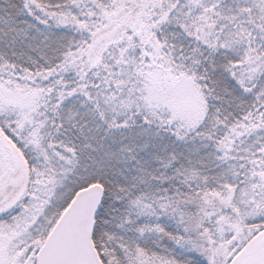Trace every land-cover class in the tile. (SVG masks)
Wrapping results in <instances>:
<instances>
[{
  "label": "snow or ice",
  "instance_id": "snow-or-ice-1",
  "mask_svg": "<svg viewBox=\"0 0 264 264\" xmlns=\"http://www.w3.org/2000/svg\"><path fill=\"white\" fill-rule=\"evenodd\" d=\"M0 264H264V0H0Z\"/></svg>",
  "mask_w": 264,
  "mask_h": 264
}]
</instances>
